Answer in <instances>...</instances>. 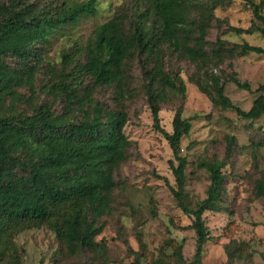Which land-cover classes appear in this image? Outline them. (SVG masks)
<instances>
[{"label":"rangeland","instance_id":"obj_1","mask_svg":"<svg viewBox=\"0 0 264 264\" xmlns=\"http://www.w3.org/2000/svg\"><path fill=\"white\" fill-rule=\"evenodd\" d=\"M73 1L84 0H69ZM211 1L189 0L185 31L177 43H160L152 60L135 56L127 61L124 99L116 98L114 85L97 86L92 92L96 100L110 108L123 107L127 111L124 131L130 139L126 160L114 169L109 212L97 219L103 226L96 237L102 251L68 257L63 242L44 224L18 231L0 264H153L159 257L167 264H194L197 234L191 227L193 217L182 210L171 191L175 184L171 161H177L169 141L155 127L152 112L147 70L154 67L156 60L177 84L180 80L185 83V94L170 86L159 84L156 88L160 93L161 127L173 131L178 109L192 122L190 134L181 140L182 154L189 161L185 186L188 207L195 208L208 196L211 175L200 163H227L220 190H213L220 193L223 209L204 213L210 238L203 247L202 264H264V190L260 192L258 187L264 183V114L258 119H242L233 108L214 102L195 82L202 79L212 96L220 99L205 76L212 74L234 104L250 109L259 95L256 89L264 84V54L243 53L242 45L264 47V37L258 31L237 33L230 28L253 29L251 5L245 0H233L215 6L207 18L206 35L200 39L201 13ZM138 8L146 6L138 0H97L95 15H84L76 23L56 29L42 47L36 94L32 96L27 88L21 92L31 97L33 105L50 102L52 109L61 113L65 103L49 89L58 79L51 67L59 71L65 53L83 62V47L98 25L120 13L127 27L132 26ZM146 24L151 27L158 22L151 16ZM186 47L197 49L199 56L192 59ZM8 62L17 66L15 58L10 57ZM234 78L249 82L251 90L239 87ZM83 79L85 85L93 86L88 76ZM31 106L17 104L19 110L28 113L32 112ZM180 245L185 262H178L175 255Z\"/></svg>","mask_w":264,"mask_h":264},{"label":"trees","instance_id":"obj_2","mask_svg":"<svg viewBox=\"0 0 264 264\" xmlns=\"http://www.w3.org/2000/svg\"><path fill=\"white\" fill-rule=\"evenodd\" d=\"M146 8L136 9L132 26L118 13L97 26L94 36L83 47L85 60L64 54L62 67L52 69L58 78L49 87L51 94L65 103L61 113L50 102L33 105L22 88L36 94L35 78L39 71L42 47L59 27L76 23L84 15L97 13V0H6L0 1V262L9 253L11 241L18 231L48 225L63 242L68 257H79L101 250L96 240L103 226L97 219L109 212L115 185L114 169L127 158L130 139L124 129L128 113L122 107L112 109L93 97L97 86L114 85L116 98L124 99L126 63L135 56L152 60L163 41L177 43L185 31L189 0H138ZM233 0H212L201 13L199 37L203 39L207 18L220 3ZM252 7L253 29L230 28L237 33L258 31L264 37V0H245ZM154 16L158 24L148 27L146 20ZM192 59L199 51L186 47ZM243 53L264 54V47L244 43ZM17 60L12 66L8 59ZM147 70L155 127L164 134L177 161H171L175 184L171 191L182 210L193 217L191 227L197 234L194 264H202V252L210 238V227L204 213L221 211L220 193H214L224 179L225 161L201 162L209 170L211 183L208 196L195 208L185 203L188 157L182 154L181 140L190 134L192 122L178 109L173 131L161 127L157 85L170 86L185 94V83L169 76L156 60ZM88 76L93 86L84 84ZM210 87L220 99L212 96L201 79L199 89L214 102L233 108L242 119H258L264 114V84L256 89L259 95L250 109L233 103L224 93V86L212 74H206ZM239 87L251 90L249 82L233 80ZM32 105V112L19 110L18 103ZM260 192L264 183L258 184ZM99 248V249H98ZM178 262H185L180 245L175 250ZM97 263V262H94ZM153 264H167L159 257Z\"/></svg>","mask_w":264,"mask_h":264}]
</instances>
